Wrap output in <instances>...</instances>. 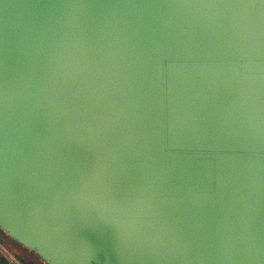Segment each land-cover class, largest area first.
<instances>
[{"label":"water","instance_id":"obj_1","mask_svg":"<svg viewBox=\"0 0 264 264\" xmlns=\"http://www.w3.org/2000/svg\"><path fill=\"white\" fill-rule=\"evenodd\" d=\"M0 230L45 264H264V0H0Z\"/></svg>","mask_w":264,"mask_h":264},{"label":"crops","instance_id":"obj_2","mask_svg":"<svg viewBox=\"0 0 264 264\" xmlns=\"http://www.w3.org/2000/svg\"><path fill=\"white\" fill-rule=\"evenodd\" d=\"M5 238H7V235L3 231L0 230V241H1V243L5 246L6 249H8L10 252H12L20 260V262L22 264H25V262L28 264H45L34 252H31L30 250L23 248L22 246H20L16 242H15V244H17V245L15 247L14 246L13 247L7 246V244H6L7 239H5ZM23 260L25 262H23Z\"/></svg>","mask_w":264,"mask_h":264},{"label":"built area","instance_id":"obj_3","mask_svg":"<svg viewBox=\"0 0 264 264\" xmlns=\"http://www.w3.org/2000/svg\"><path fill=\"white\" fill-rule=\"evenodd\" d=\"M0 250L14 263V264H22L20 260L8 249L0 241Z\"/></svg>","mask_w":264,"mask_h":264},{"label":"rangeland","instance_id":"obj_4","mask_svg":"<svg viewBox=\"0 0 264 264\" xmlns=\"http://www.w3.org/2000/svg\"><path fill=\"white\" fill-rule=\"evenodd\" d=\"M5 239H7V240H6V244H7V246H9V247H13V246L15 247V246L17 245V244H15V241L13 242L8 236H7V238H5ZM9 239H10L12 242H11ZM18 246H19V245H18Z\"/></svg>","mask_w":264,"mask_h":264},{"label":"trees","instance_id":"obj_5","mask_svg":"<svg viewBox=\"0 0 264 264\" xmlns=\"http://www.w3.org/2000/svg\"><path fill=\"white\" fill-rule=\"evenodd\" d=\"M23 262H25V261L23 260ZM25 264H28V263L25 262Z\"/></svg>","mask_w":264,"mask_h":264}]
</instances>
